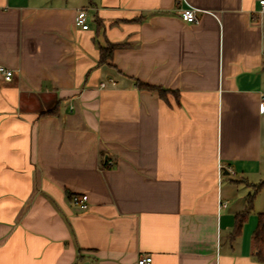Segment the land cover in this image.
I'll list each match as a JSON object with an SVG mask.
<instances>
[{
  "label": "crops",
  "instance_id": "obj_1",
  "mask_svg": "<svg viewBox=\"0 0 264 264\" xmlns=\"http://www.w3.org/2000/svg\"><path fill=\"white\" fill-rule=\"evenodd\" d=\"M260 1L0 0V264H264Z\"/></svg>",
  "mask_w": 264,
  "mask_h": 264
},
{
  "label": "trees",
  "instance_id": "obj_2",
  "mask_svg": "<svg viewBox=\"0 0 264 264\" xmlns=\"http://www.w3.org/2000/svg\"><path fill=\"white\" fill-rule=\"evenodd\" d=\"M123 45H111L108 48H102L101 54H100V64H107L112 60L113 53L115 49L122 47ZM137 87L139 89L158 92L160 97L162 99H166L167 93L169 92L166 89H163L159 86L150 85L148 83H144L141 81H137ZM57 114V108H54L48 112H45L42 114V116L46 115H56ZM107 164V161L104 162V165ZM264 186V182L258 184L255 186L254 193L249 197L248 207L242 214H239L236 217V228H235V234H239V232L242 229V226L244 224L245 219L247 218V215L251 212L253 207V201L259 190ZM74 195L69 194V199L72 200ZM254 244H255V250H256V257L259 262L264 263V213L260 214L259 216V225L256 230L255 236H254Z\"/></svg>",
  "mask_w": 264,
  "mask_h": 264
},
{
  "label": "built area",
  "instance_id": "obj_3",
  "mask_svg": "<svg viewBox=\"0 0 264 264\" xmlns=\"http://www.w3.org/2000/svg\"><path fill=\"white\" fill-rule=\"evenodd\" d=\"M261 5V11L264 12V0L260 1ZM181 19L185 21L186 23L194 24L198 23V17H197V10L194 8H188L183 9L180 13ZM75 26L77 28H80L82 30H88V12L85 9H80L77 12L76 18H75ZM0 73L4 76L6 81H11L13 78V71L8 70L2 66H0ZM113 85H115V82L111 81ZM107 86L106 83L101 84V88H105ZM262 111H264V95H263V103H262ZM234 173V172H233ZM88 201L89 198L87 195H77L72 198V202L74 205L82 209L83 211L88 209ZM153 261L152 256L145 255L140 257L138 264H151Z\"/></svg>",
  "mask_w": 264,
  "mask_h": 264
}]
</instances>
